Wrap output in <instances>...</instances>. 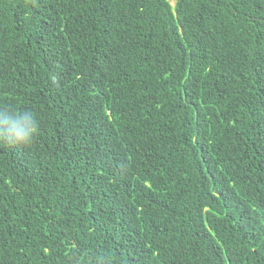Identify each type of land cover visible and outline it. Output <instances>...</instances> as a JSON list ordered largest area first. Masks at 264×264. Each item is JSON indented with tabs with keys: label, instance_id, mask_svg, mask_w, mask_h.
Listing matches in <instances>:
<instances>
[{
	"label": "trees",
	"instance_id": "obj_1",
	"mask_svg": "<svg viewBox=\"0 0 264 264\" xmlns=\"http://www.w3.org/2000/svg\"><path fill=\"white\" fill-rule=\"evenodd\" d=\"M7 107L0 264H264V0H0Z\"/></svg>",
	"mask_w": 264,
	"mask_h": 264
},
{
	"label": "clouds",
	"instance_id": "obj_2",
	"mask_svg": "<svg viewBox=\"0 0 264 264\" xmlns=\"http://www.w3.org/2000/svg\"><path fill=\"white\" fill-rule=\"evenodd\" d=\"M39 132V120L32 110L7 107L0 111V144L28 147L37 138ZM76 264H85V262L77 258ZM97 264H107V257L102 256Z\"/></svg>",
	"mask_w": 264,
	"mask_h": 264
},
{
	"label": "rangeland",
	"instance_id": "obj_3",
	"mask_svg": "<svg viewBox=\"0 0 264 264\" xmlns=\"http://www.w3.org/2000/svg\"><path fill=\"white\" fill-rule=\"evenodd\" d=\"M171 2L174 4L175 3V0H171Z\"/></svg>",
	"mask_w": 264,
	"mask_h": 264
}]
</instances>
